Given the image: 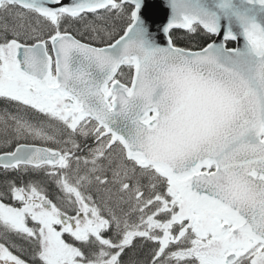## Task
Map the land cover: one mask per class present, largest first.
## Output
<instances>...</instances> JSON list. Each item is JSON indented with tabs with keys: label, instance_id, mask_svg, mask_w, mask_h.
Returning <instances> with one entry per match:
<instances>
[{
	"label": "snow or ice",
	"instance_id": "1",
	"mask_svg": "<svg viewBox=\"0 0 264 264\" xmlns=\"http://www.w3.org/2000/svg\"><path fill=\"white\" fill-rule=\"evenodd\" d=\"M0 264H264V0H0Z\"/></svg>",
	"mask_w": 264,
	"mask_h": 264
}]
</instances>
